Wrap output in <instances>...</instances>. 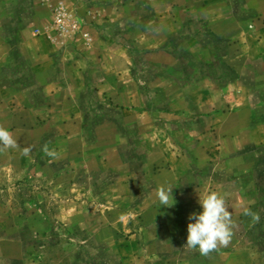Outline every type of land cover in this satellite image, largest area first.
Masks as SVG:
<instances>
[{
    "label": "rangeland",
    "instance_id": "rangeland-1",
    "mask_svg": "<svg viewBox=\"0 0 264 264\" xmlns=\"http://www.w3.org/2000/svg\"><path fill=\"white\" fill-rule=\"evenodd\" d=\"M243 30L217 0H0V264H264V40ZM211 191L233 221L204 255L187 224Z\"/></svg>",
    "mask_w": 264,
    "mask_h": 264
},
{
    "label": "clouds",
    "instance_id": "clouds-1",
    "mask_svg": "<svg viewBox=\"0 0 264 264\" xmlns=\"http://www.w3.org/2000/svg\"><path fill=\"white\" fill-rule=\"evenodd\" d=\"M0 146L5 148L16 146V140L9 130L3 127H0ZM159 200L161 205H173L169 204L168 190H160ZM198 203L201 210L190 213L188 217L186 245L206 255L216 249L218 245L229 243L231 237L230 216L225 208L224 197L218 192L211 191L203 197L199 196Z\"/></svg>",
    "mask_w": 264,
    "mask_h": 264
},
{
    "label": "crops",
    "instance_id": "crops-1",
    "mask_svg": "<svg viewBox=\"0 0 264 264\" xmlns=\"http://www.w3.org/2000/svg\"><path fill=\"white\" fill-rule=\"evenodd\" d=\"M220 1L217 0V30L227 33V34H231L232 32H236L238 29L241 30L242 32V28L244 29V27L246 28V32L243 30V32L246 33V44L245 46L250 47V48H254L255 45H253L254 43L260 42L262 40H264V8L262 10L260 9H256L254 7L243 10L242 12H237L238 10H228L227 12L223 13L221 7H219ZM207 6H205L204 8H206ZM203 10L200 13V16H202V14H204L206 11L204 9H200ZM242 10V9H241ZM226 15L228 18L227 19H222V17ZM252 21V24H248V26H244L242 21L246 19V21ZM244 27H243V26ZM251 28V29H249ZM250 30H253L252 32ZM238 35V33L236 34ZM252 35L255 36V39H253ZM237 39H235V41L238 40V37L236 36ZM259 39V41H258ZM234 40V39H233ZM234 46V45H233ZM236 47H240L243 46V44H238L235 43ZM255 63L259 64V63H263L264 62V47H263V51L261 53V55L259 56H255ZM256 87L253 86L250 90V93L253 94H261L260 91L255 92ZM262 95H264V91H262ZM233 221V218H230V222ZM241 255L244 254L243 252H239ZM243 256H245V261H247L249 259L248 254H244ZM237 264V263H234ZM248 264V263H247Z\"/></svg>",
    "mask_w": 264,
    "mask_h": 264
}]
</instances>
